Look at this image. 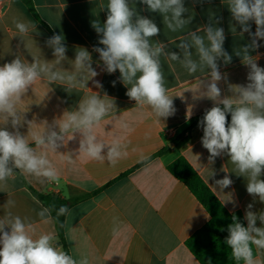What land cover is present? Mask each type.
I'll use <instances>...</instances> for the list:
<instances>
[{"label":"crops","instance_id":"obj_1","mask_svg":"<svg viewBox=\"0 0 264 264\" xmlns=\"http://www.w3.org/2000/svg\"><path fill=\"white\" fill-rule=\"evenodd\" d=\"M32 13L20 0H0V66L21 55L32 62V55L52 60L53 50L46 44L54 34L64 36L69 60L75 58L76 50L86 48L92 55L93 68L99 73L94 80L102 84L96 88L93 81L88 87L103 96L105 93L113 99L117 108L115 119L103 122L97 129L100 138L110 142L114 136H121L127 143L128 155L115 165L107 160L99 162L79 155V134L58 149L60 153H71L73 162L61 159L59 154L49 153V158L57 167L60 175L58 182L40 184L26 177L19 170L15 179L0 184V217L4 215L3 206L9 198L15 201L14 214L28 217L38 231H52L56 234L54 221L43 223L37 216L41 206H45L36 194H54L60 198L76 201L70 206L71 214L64 219V240L67 251L74 257L87 256L90 264H201L188 248L187 240L201 229L210 219L208 210L180 180L172 176L167 166L179 157L184 158L199 176L203 184L216 197L228 212L237 211L244 219L247 206L252 211H264V203L258 197L253 198L246 191L247 180L232 172L227 155L208 163V151L202 146L203 129L198 123L191 126L187 141L180 147H174L172 140L190 123L192 118L213 106V101L194 99L197 88L196 77L189 76L177 62H167L162 58L163 71L169 94L173 95L176 112L173 116L156 123L148 108H138L126 95L127 87L120 81V73L108 74L102 70L99 53L94 47H103L98 43L101 38L92 27L93 21L103 23L107 18V0H31ZM134 3L140 15L153 19L160 27L159 36L153 39L169 44V49L179 52L175 43L184 33H171L163 25L158 13L147 10L139 0ZM193 17L187 30L197 28L219 20L216 26L225 32L224 49L232 56L231 63H218L222 74H227V82H219L222 97L231 95L229 84L246 85L248 67L241 62L235 50L249 44L248 33L240 35L241 28L233 20L226 3L227 0H184ZM13 17L31 20L36 30L23 39L17 36L12 23ZM254 33L256 25L250 22ZM235 27V32H233ZM260 47L252 51L258 56L257 63L264 68V40L258 41ZM64 67L71 68L65 61ZM199 76V73L196 74ZM206 77L201 76L200 79ZM113 81H116L113 86ZM34 93L30 88L23 102L27 110L26 120L40 123L63 115L66 110L78 107L79 101L90 94L87 90L68 93L61 85H51L52 91L40 102L47 85L38 82ZM191 106V116L188 115ZM129 125L125 133L119 121ZM11 131V126H8ZM20 132L27 135L25 123ZM173 144L170 146V144ZM30 146L35 147L34 143ZM167 147V148H166ZM107 149H105V152ZM199 156V160L197 158ZM228 170L225 173L222 169ZM214 171L213 177L208 176ZM229 175L233 184L221 190L215 180ZM264 179V175L261 176ZM94 191L97 193L93 194ZM231 199L230 201H227ZM46 207V206H45ZM257 226H261L257 221ZM56 243H59L56 234ZM254 256H264L255 246ZM243 264V262L239 263Z\"/></svg>","mask_w":264,"mask_h":264},{"label":"clouds","instance_id":"obj_2","mask_svg":"<svg viewBox=\"0 0 264 264\" xmlns=\"http://www.w3.org/2000/svg\"><path fill=\"white\" fill-rule=\"evenodd\" d=\"M147 10L162 17L164 27L171 33H184L175 46L179 52L169 49V44L158 39L160 27L146 16L140 15L130 0H107V18L101 23L93 21L103 47H94L99 53L102 70L108 74L119 70L120 81L127 87L126 95L135 101L136 107L148 108L156 123H161L176 112L173 95L169 94L163 71V60L177 62L191 77H196L197 88L194 99L207 98L213 106L205 110L198 127L203 129L202 146L208 151L209 165L217 157L227 155L232 165L231 171L247 180L246 191L254 199L264 203V68L257 63L258 56L252 51L260 47L264 40V0H227V7L240 28V35L248 33L251 42L235 50L241 62L248 67L246 85L229 84L231 95L222 97L219 82H227V74L219 70V61L231 63L232 56L224 49L226 39L224 29L216 26L219 20L187 30L193 17L185 15L189 9L184 0H139ZM250 22L256 30L251 31ZM12 23L17 36L22 39L36 30L33 21L13 17ZM235 32V27H233ZM46 44L53 50L52 60L32 55V62L21 55L0 66V184L15 179L16 171L35 179L40 184L58 182L59 171L49 158V153L59 154L61 159L73 162L71 153H60L69 140L79 134V155L87 159L115 165L128 155L127 143L121 136H114L110 142L100 138L97 129L109 119L118 117L113 99L105 93L101 96L88 87L91 80L96 88H102L94 80L99 73L93 68L91 53L83 47L76 50L75 58L69 60L64 36L54 34ZM67 61L71 68L66 69ZM199 73V76L196 74ZM206 77L200 79V77ZM43 82L47 85L42 102L51 85H61L68 93L87 90L73 110L49 123L44 120H26L27 110L23 102L31 88ZM115 86L116 81H113ZM231 120L228 122L227 116ZM191 116V106L188 110ZM28 125L27 135L20 132ZM11 126V131L8 126ZM120 128L127 133L129 125L119 121ZM34 143L35 147L30 146ZM105 149L107 151L105 152ZM199 160V156L197 155ZM225 173L228 170L222 169ZM215 175L211 170L209 177ZM233 184L229 175L215 180V185L223 191ZM231 199L227 200L230 201ZM15 201L9 198L3 206L0 217V264H90L87 256L74 257L56 243L55 232L38 231L28 217L14 214ZM247 206L244 219L246 226L233 215L228 225L225 243L231 249L235 261L243 264H264V256H254L253 246L264 253V211H252ZM56 216H52V212ZM71 214L68 205L41 206L37 212L40 221L47 224L60 216ZM257 221L261 226H257Z\"/></svg>","mask_w":264,"mask_h":264},{"label":"trees","instance_id":"obj_3","mask_svg":"<svg viewBox=\"0 0 264 264\" xmlns=\"http://www.w3.org/2000/svg\"><path fill=\"white\" fill-rule=\"evenodd\" d=\"M20 1L34 13L31 0ZM203 115L204 112L192 118L191 123L172 140L174 147H180L187 141L191 126L198 123ZM227 119L230 123V114H228ZM167 170L172 176L183 182L190 189L208 210L210 215V219L206 224L187 240L186 244L190 251L201 264H238L233 259L231 249L225 243V238L228 236L227 228L232 223L233 215L244 224L241 214L237 211L228 212L225 210L184 158L179 157L174 160L167 166ZM95 193L97 191L93 192V194ZM36 195L46 207L55 206L57 209L60 205L65 204L70 208L72 203L77 201H69L54 194ZM52 216H56L55 211L52 212ZM64 219L65 216H60L58 220L54 219L53 221L59 243L67 251L64 240Z\"/></svg>","mask_w":264,"mask_h":264},{"label":"water","instance_id":"obj_4","mask_svg":"<svg viewBox=\"0 0 264 264\" xmlns=\"http://www.w3.org/2000/svg\"><path fill=\"white\" fill-rule=\"evenodd\" d=\"M173 144L171 143L170 146H172Z\"/></svg>","mask_w":264,"mask_h":264}]
</instances>
